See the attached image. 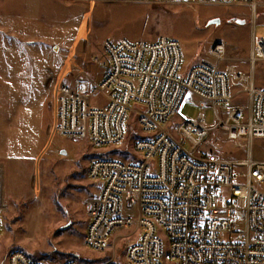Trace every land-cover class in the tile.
<instances>
[{
    "label": "built area",
    "instance_id": "obj_1",
    "mask_svg": "<svg viewBox=\"0 0 264 264\" xmlns=\"http://www.w3.org/2000/svg\"><path fill=\"white\" fill-rule=\"evenodd\" d=\"M101 1L248 6L251 29L248 75L236 74L232 65L224 68L230 59L223 41L210 46L202 60L182 73L180 42L160 36L153 42L105 40L104 59L94 57L104 68L102 76L79 69L58 84L56 134L106 150L87 169L98 194L86 201L88 225L82 243L103 255L93 262L264 264V160L255 159L252 148L255 138L264 137V86L257 87L255 81L256 66L264 62V39L255 32L257 9L264 2ZM241 84L244 89L232 91V85ZM243 92L246 110L227 108L223 118L219 107ZM181 102L196 104L204 112L196 119L175 121ZM208 106L215 114L212 124L206 120ZM215 131L231 141L243 140L245 159L202 150L210 141L217 148ZM127 135L132 154H112ZM125 196L136 202V214L124 213ZM3 210L0 200V232ZM129 229L127 235L120 233ZM125 236L136 241L127 247L125 261L117 263L118 244ZM93 262L69 258L60 264ZM8 264L51 263L14 250Z\"/></svg>",
    "mask_w": 264,
    "mask_h": 264
},
{
    "label": "rangeland",
    "instance_id": "obj_2",
    "mask_svg": "<svg viewBox=\"0 0 264 264\" xmlns=\"http://www.w3.org/2000/svg\"><path fill=\"white\" fill-rule=\"evenodd\" d=\"M257 13L256 36L264 39V4L258 6ZM213 18H220L221 24L209 26ZM232 18L243 19L245 24ZM250 29L248 6L0 0V166L3 164L5 173V190L0 194L4 207L0 264H8L14 250L51 264L69 258L93 262L103 256L82 241L88 225L86 201L97 191L87 178V169L106 150L92 147L87 140L56 134L55 91L61 81L69 80L79 69L101 76L104 68L97 66L94 57L104 59L105 40L153 42L160 36L180 42L182 73L202 60L210 46L223 41L230 59L224 68L232 65L236 74L248 75ZM255 81L257 87L264 86V62L256 66ZM244 88V84L232 85L233 92ZM234 107L246 110L245 92L221 105L219 112L224 118L227 108ZM202 112L196 104L181 102L174 120L196 119ZM214 119L208 106L207 123ZM212 135L217 148L210 141L202 150L245 159L243 140H228L218 131ZM128 138L111 153L132 154ZM252 148L254 158L264 160V137L255 138ZM195 155L201 156V151ZM123 203L125 214L137 213L133 199L125 196ZM134 241L136 237L125 236L119 242L117 263L125 261L127 247Z\"/></svg>",
    "mask_w": 264,
    "mask_h": 264
},
{
    "label": "crops",
    "instance_id": "obj_3",
    "mask_svg": "<svg viewBox=\"0 0 264 264\" xmlns=\"http://www.w3.org/2000/svg\"><path fill=\"white\" fill-rule=\"evenodd\" d=\"M100 76V75H99ZM102 76V75H101ZM88 178V177H87ZM90 181V180H89ZM4 182H5V173H4V166L3 164H1L0 166V194L1 191L3 193V191L5 190V186H4ZM91 182V181H90ZM92 183V182H91ZM94 184V183H92ZM97 190V189H96ZM98 194V191L95 192V194L93 196H96ZM3 195V194H2ZM2 200V198L0 199Z\"/></svg>",
    "mask_w": 264,
    "mask_h": 264
},
{
    "label": "water",
    "instance_id": "obj_4",
    "mask_svg": "<svg viewBox=\"0 0 264 264\" xmlns=\"http://www.w3.org/2000/svg\"><path fill=\"white\" fill-rule=\"evenodd\" d=\"M233 22L238 23V24H245V20L243 19H238L234 18ZM221 24V19L220 18H213L208 21V25H220ZM64 152V151H63ZM65 153V152H64Z\"/></svg>",
    "mask_w": 264,
    "mask_h": 264
},
{
    "label": "flooded vegetation",
    "instance_id": "obj_5",
    "mask_svg": "<svg viewBox=\"0 0 264 264\" xmlns=\"http://www.w3.org/2000/svg\"><path fill=\"white\" fill-rule=\"evenodd\" d=\"M233 20V18L231 19V21Z\"/></svg>",
    "mask_w": 264,
    "mask_h": 264
}]
</instances>
